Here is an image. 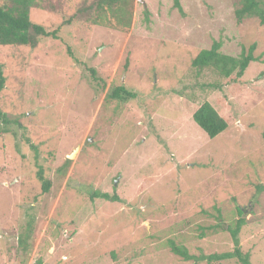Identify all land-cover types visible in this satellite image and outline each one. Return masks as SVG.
<instances>
[{
	"label": "rangeland",
	"instance_id": "obj_1",
	"mask_svg": "<svg viewBox=\"0 0 264 264\" xmlns=\"http://www.w3.org/2000/svg\"><path fill=\"white\" fill-rule=\"evenodd\" d=\"M50 1L61 12L39 1L30 19L57 39L0 46V264H238L168 245L231 252L238 208L240 249L264 264V25L236 20L240 0H132L128 29L62 25L82 0ZM213 43L256 60L237 80L193 68ZM120 85L135 97L106 100ZM204 102L228 124L213 139L192 119Z\"/></svg>",
	"mask_w": 264,
	"mask_h": 264
},
{
	"label": "trees",
	"instance_id": "obj_2",
	"mask_svg": "<svg viewBox=\"0 0 264 264\" xmlns=\"http://www.w3.org/2000/svg\"><path fill=\"white\" fill-rule=\"evenodd\" d=\"M45 0H6L0 5V46L26 47L35 49L41 41L46 39H57L59 28L47 30L40 24L34 23L30 19L32 9H38V2ZM48 8L55 13L61 12L62 8H55L50 0ZM67 5L68 1L64 0ZM132 0H82V4L71 13L68 19L64 20L62 25H68L72 22H87L94 25H99L103 19L113 18L116 25H121L122 28L128 29L130 26ZM63 4V3H62ZM61 4V5H62ZM240 7L235 10L234 15L238 22H241L247 17H257L259 23L264 25V10L260 8L259 1L255 0H240ZM174 6L181 12L178 0H174ZM219 44L213 43L209 50H202L193 60L192 67L198 70H212L220 77L229 79L232 74L235 75V80L240 79L249 64L256 60L253 57L255 45H250L247 50L242 49L238 57L228 56L219 52ZM92 72V71H91ZM93 74V72H92ZM264 77V74H262ZM5 86V76L3 75L0 66V93ZM135 97L134 93L129 92L123 85L114 87L105 96L106 100L126 102ZM105 100V101H106ZM192 119L195 124L206 134L210 139L223 133L228 124L218 112L207 102L202 103L198 109L192 114ZM8 120L6 115L0 112V134L8 133ZM30 144V140L26 139ZM37 178L41 182L42 191L46 192L49 188V182L44 180L42 170L37 172ZM94 197L102 198L117 202V196H109L107 194H95ZM238 219L233 225L226 227V232L229 233L233 248L231 252L220 254H212L209 256H200L194 258L190 256L187 250L183 247L169 242V248L173 255L180 257L185 262L207 261L222 262L234 259L238 264H251L250 255L243 253L239 244V233L245 225V219L241 218L242 211L240 208L236 210Z\"/></svg>",
	"mask_w": 264,
	"mask_h": 264
},
{
	"label": "water",
	"instance_id": "obj_3",
	"mask_svg": "<svg viewBox=\"0 0 264 264\" xmlns=\"http://www.w3.org/2000/svg\"><path fill=\"white\" fill-rule=\"evenodd\" d=\"M72 156H73V153H72L71 155L68 156V159L72 158Z\"/></svg>",
	"mask_w": 264,
	"mask_h": 264
}]
</instances>
